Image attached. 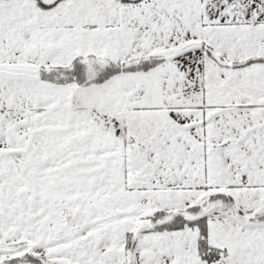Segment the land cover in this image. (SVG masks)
<instances>
[{
    "label": "snow or ice",
    "instance_id": "6c2138e0",
    "mask_svg": "<svg viewBox=\"0 0 264 264\" xmlns=\"http://www.w3.org/2000/svg\"><path fill=\"white\" fill-rule=\"evenodd\" d=\"M0 264H264V0H0Z\"/></svg>",
    "mask_w": 264,
    "mask_h": 264
}]
</instances>
